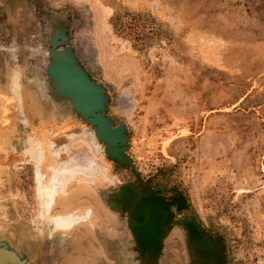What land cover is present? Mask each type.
Listing matches in <instances>:
<instances>
[{"label":"rangeland","instance_id":"rangeland-1","mask_svg":"<svg viewBox=\"0 0 264 264\" xmlns=\"http://www.w3.org/2000/svg\"><path fill=\"white\" fill-rule=\"evenodd\" d=\"M244 1L0 0V128L19 140L0 264H264V0ZM40 160L57 202L90 206L64 232L39 220L62 210Z\"/></svg>","mask_w":264,"mask_h":264},{"label":"bare ground","instance_id":"bare-ground-1","mask_svg":"<svg viewBox=\"0 0 264 264\" xmlns=\"http://www.w3.org/2000/svg\"><path fill=\"white\" fill-rule=\"evenodd\" d=\"M240 1H242L243 2V5H245L246 7H248V4L244 1V0H240ZM14 73H16V72H14ZM13 74V73H12ZM15 77H14V76ZM11 77H12V79H11V86H12V91L15 93V92H18V93H20L19 92V89H20V91H21V87L20 86H22L21 85V83H20V81H21V79H18V77H19V75H20V73H16V74H13ZM18 75V76H17ZM16 76H17V78H16ZM4 97H5V95H3ZM32 96L34 97V99H37L38 97V94L36 95V93H32ZM7 97V96H6ZM5 97V98H6ZM5 98H4V100H5ZM7 98H10L11 99V97H7ZM40 99V98H39ZM38 99V101L37 102H32V103H30V107L32 108V110H34V111H37V108H36V104L35 103H38L40 100ZM8 100V99H7ZM6 101V100H5ZM7 102V101H6ZM12 104V103H11ZM39 104V103H38ZM6 105V104H5ZM5 105H4V103H2L1 104V106H0V109H2L4 112L6 111L5 110ZM40 105V104H39ZM13 106V105H12ZM10 107V106H9ZM42 106H40V108H41ZM13 109V108H12ZM42 109V108H41ZM9 111H10V108H9ZM34 113V112H33ZM17 119V118H16ZM28 121H26L25 123H27ZM2 124V123H1ZM28 125V124H27ZM26 126V125H25ZM15 130V129H14ZM14 130H12V129H10V128H8L7 130H3L2 128H0V159L2 158V156L4 155V153H9V154H11L12 155V153L8 150L10 147H11V145H13V144H16V143H19V140L17 139V140H15V139H13L14 137H13V132H14ZM12 132V133H11ZM15 132H16V130H15ZM23 131H21V133H22ZM17 133V132H16ZM20 133V132H19ZM8 148V149H7ZM8 150V151H7ZM8 154V155H9ZM87 162H85V166L83 165V167L82 168H87V166L89 165V163L90 164H92L91 162H90V159L89 160H86ZM77 162V161H76ZM75 161H73V164L72 163H70V165L69 164H67V165H69V168H71V169H73V167L74 166H76L77 165V163H76ZM81 162V161H80ZM82 163L84 164V159H82ZM82 163H81V165H82ZM0 164H2V163H0ZM39 164L40 165H42V167H45V168H51V170L52 171H54V169H55V167L56 166H52V164H51V162H49V161H42V160H40L39 161ZM65 164V163H64ZM72 164V165H71ZM80 165V166H81ZM66 166V165H65ZM65 166H63L62 167V169L64 170V168H66ZM78 166V165H77ZM48 168L46 169V171H43L42 169H41V167L39 166V165H37L36 166V171H35V175H36V179H37V181L39 182L38 183V194H39V196H41L42 197V201H41V204H43V205H45L46 207L47 206H49L50 205V203L54 200V206L56 205H59V207H61L62 208V210L61 211H57L54 215H51V214H48L47 216H45L44 214L45 213H43L40 217H39V220L40 221H42L44 224H48V225H53L54 226V228L55 229H58V230H60V232H64L65 230H67V229H69V228H71V227H69L70 226V224H71V222L73 221H77L78 220V218L82 215V214H85L86 213V211H84V210H80L81 212H79V213H74V211H76L79 207H81V206H83V205H87V204H83V203H76V201H74L75 200V197H71V196H68L67 198H65V199H62V200H59L58 202H57V199L55 200V192L57 191V190H59V187H60V173H55V174H53L52 172H50L49 170H48ZM75 168V167H74ZM81 167H80V169H81V171H83V169H82ZM67 169V168H66ZM65 169V170H66ZM76 169V168H75ZM77 170V169H76ZM78 171V170H77ZM45 172V173H44ZM45 174H47L48 175V181H46L45 180ZM83 174H85V173H83ZM89 175V174H88ZM81 205V206H80ZM51 207V206H50ZM87 207H90V206H88L87 205ZM51 209H52V207H51ZM84 209V208H83ZM47 211H48V209H47ZM49 213V212H48ZM88 213V212H87ZM39 216V215H38ZM1 219H3L4 220V218L2 217ZM0 219V224L1 225H3V223H1V220ZM6 233V232H5ZM12 233V232H11ZM5 238H6V236H5ZM5 242V241H4Z\"/></svg>","mask_w":264,"mask_h":264}]
</instances>
